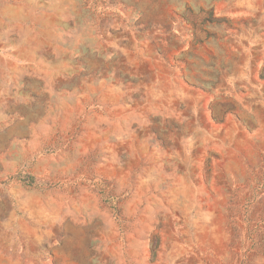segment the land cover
Here are the masks:
<instances>
[{
    "label": "rangeland",
    "instance_id": "374dc122",
    "mask_svg": "<svg viewBox=\"0 0 264 264\" xmlns=\"http://www.w3.org/2000/svg\"><path fill=\"white\" fill-rule=\"evenodd\" d=\"M0 264H264V0H0Z\"/></svg>",
    "mask_w": 264,
    "mask_h": 264
}]
</instances>
